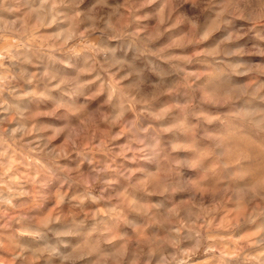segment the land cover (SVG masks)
I'll return each mask as SVG.
<instances>
[{"label": "clouds", "instance_id": "obj_1", "mask_svg": "<svg viewBox=\"0 0 264 264\" xmlns=\"http://www.w3.org/2000/svg\"><path fill=\"white\" fill-rule=\"evenodd\" d=\"M0 264H264V0H0Z\"/></svg>", "mask_w": 264, "mask_h": 264}]
</instances>
